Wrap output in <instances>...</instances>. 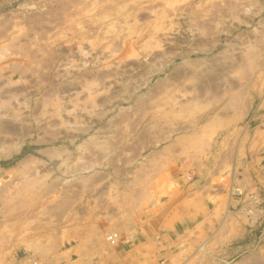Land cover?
Segmentation results:
<instances>
[{"label":"rangeland","instance_id":"374dc122","mask_svg":"<svg viewBox=\"0 0 264 264\" xmlns=\"http://www.w3.org/2000/svg\"><path fill=\"white\" fill-rule=\"evenodd\" d=\"M34 242L264 264V0H0V251Z\"/></svg>","mask_w":264,"mask_h":264},{"label":"crops","instance_id":"0c3cea01","mask_svg":"<svg viewBox=\"0 0 264 264\" xmlns=\"http://www.w3.org/2000/svg\"><path fill=\"white\" fill-rule=\"evenodd\" d=\"M80 235H82V232H80ZM145 236V234H144ZM144 238V237H143ZM146 238V237H145ZM142 239V243L144 244L147 240ZM23 244V243H22ZM25 244V245H24ZM23 245H18L17 244V247L16 249L14 250V252H42V253H45V254H41V263L40 264H55V261L54 260H51V256L48 255V253L50 252H53L54 251V247H46L45 245H41V247L38 246V242H34V243H31L30 246H26L27 243H24ZM132 246H138L136 243L133 244ZM77 251L80 256V262L78 264H86L85 262H82L84 257H86L87 255L85 253H88L89 251H91L89 249V247H86V246H83L82 244L80 245H77L76 247L74 246V248L71 249V247H66L65 244H63L62 248L61 246L59 245V248H58V251L61 252V255L59 257V261L60 260H64L62 263L60 264H72L71 262V259H72V252L73 251ZM122 250V249H121ZM39 252V253H40ZM57 261V260H56ZM0 264H12V261L8 260V257L5 256V253H1L0 251ZM97 264H100V263H97Z\"/></svg>","mask_w":264,"mask_h":264}]
</instances>
